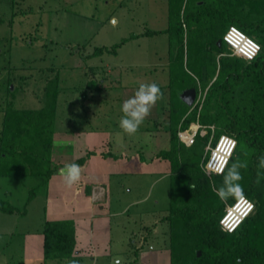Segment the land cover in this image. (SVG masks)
Returning a JSON list of instances; mask_svg holds the SVG:
<instances>
[{"label":"trees","instance_id":"trees-1","mask_svg":"<svg viewBox=\"0 0 264 264\" xmlns=\"http://www.w3.org/2000/svg\"><path fill=\"white\" fill-rule=\"evenodd\" d=\"M168 1L169 28L147 31L143 36L165 33L170 37L166 128L171 149L158 156L171 164L169 215L163 219L169 224L170 264H236L237 258L241 264H264V178L256 183L259 157L264 156V0H194L193 6L191 0ZM231 26L261 45L255 60L232 56L230 48H226L224 36ZM128 41L111 49L99 48L87 58L106 53L117 55ZM61 85L59 72L47 78L45 105L39 110L7 109L0 131V176H47L50 182L56 171L52 168L51 153ZM94 89L99 92L102 85H95ZM190 89L198 93L207 91L200 112L181 99ZM82 97L86 100L88 93H82ZM198 121L203 126L215 127L218 138L214 145L223 135L237 140L229 165L237 158L248 165L240 170L243 179L239 183L244 197L255 204V211L233 233L222 229L221 220L227 207L240 199H230L227 205L221 202L209 180L219 187L222 176L209 177L201 168L212 131L205 137L198 136L191 147L179 138L180 131L189 130ZM9 157L13 164L7 162ZM87 158L77 163L83 165ZM8 165L11 170L6 173ZM44 166H48L47 171ZM191 183L196 185L194 192L189 187ZM0 211L15 212L1 201ZM41 234L45 261H81L75 257L77 238L73 221H47Z\"/></svg>","mask_w":264,"mask_h":264},{"label":"rangeland","instance_id":"rangeland-1","mask_svg":"<svg viewBox=\"0 0 264 264\" xmlns=\"http://www.w3.org/2000/svg\"><path fill=\"white\" fill-rule=\"evenodd\" d=\"M168 28V0H0V131L9 107L39 110L45 105L47 78L57 72L63 92L55 133L96 128L103 124L100 119L106 113L109 123L104 124L119 131L122 78L135 88L141 83H170L169 35L143 36L147 31ZM125 40L129 41L117 55L87 58L99 48L111 49ZM90 82L106 83L98 97L109 101L96 120L91 117L93 101L82 97V93L97 92ZM142 126L143 130L147 127ZM64 148L73 152L71 144L58 146V150ZM7 160L13 164L12 157ZM44 167L47 171L48 166ZM8 170L9 165L5 172ZM170 176L171 172L111 178L113 206H119V218L111 223L114 236L119 238L113 252L119 255L113 263L104 256L97 264H156L153 248L166 251L168 257L169 224L163 219L169 215ZM49 184L47 176H0V201L15 211H0V264H28L27 235L42 232L52 218ZM91 263V258H86L85 264Z\"/></svg>","mask_w":264,"mask_h":264},{"label":"crops","instance_id":"crops-1","mask_svg":"<svg viewBox=\"0 0 264 264\" xmlns=\"http://www.w3.org/2000/svg\"><path fill=\"white\" fill-rule=\"evenodd\" d=\"M119 84L120 119L123 102L133 96L138 87L135 88L130 82H125L124 78ZM105 85L106 83L102 85L99 92L88 95L91 102L93 101L90 105V110H93L91 117H95L93 120L98 118L102 106L109 103L108 100L98 97L103 94ZM158 85L164 93V99L158 101L151 109L150 115L142 124L147 127L144 130L139 128L135 135L128 136L119 126V131L109 130L110 126L104 124L109 123L105 120V117H109L107 113L104 119H100L103 124H98L96 128L55 134L52 159L56 171L49 184V214L52 218L48 221L71 220L75 223L77 238L75 257L81 259L80 264H85L86 258H91V264H97L98 259L104 256L109 257L113 263L115 255H119V252H113V245L119 238L116 239L114 236L111 223L113 218H119V206L117 204L113 206L111 178L137 174L164 175L171 172L170 162L158 158L162 151L171 149L170 133L166 128L170 93L167 90L168 84ZM70 144L73 145V152L68 153L65 148L58 150L59 145ZM89 153L92 154L88 157ZM86 156L88 157L86 162L80 165L82 169L80 181L71 188L66 187L60 169L67 163L78 164L77 161ZM26 239L28 264H60L56 260L45 261L44 236L41 232L36 235L30 233ZM165 252L162 249H152L156 264L166 262L170 264V253L167 252V261Z\"/></svg>","mask_w":264,"mask_h":264},{"label":"clouds","instance_id":"clouds-1","mask_svg":"<svg viewBox=\"0 0 264 264\" xmlns=\"http://www.w3.org/2000/svg\"><path fill=\"white\" fill-rule=\"evenodd\" d=\"M256 49L259 51V45H256ZM163 99L164 93L158 84L154 82L141 83L133 96L126 99L121 106L122 115L118 121L120 129L128 136L135 135L145 119L150 115L151 109L158 101ZM229 142L233 145L236 144L235 140L230 139ZM230 156L231 153L226 152L219 155L214 164H201L205 175L209 177L212 175L222 176V183L219 187L216 186V182L212 179L209 180V184L219 200L225 205L230 199L239 200L244 197L243 187L239 183L243 179L240 170L246 169L248 166L246 161H241L238 158L229 165ZM260 170H264V156L259 157L256 183H260V180L264 178V172ZM60 175L64 185L71 188L81 179V166L76 163H67L60 169ZM189 187L194 192L196 185L191 183ZM254 207V204L247 202L249 212ZM238 224L239 221L230 226L228 231H235ZM66 264H78V261L72 259L67 261ZM236 264H241L239 258H237Z\"/></svg>","mask_w":264,"mask_h":264},{"label":"built area","instance_id":"built-area-1","mask_svg":"<svg viewBox=\"0 0 264 264\" xmlns=\"http://www.w3.org/2000/svg\"><path fill=\"white\" fill-rule=\"evenodd\" d=\"M224 42L232 51L231 54L232 56L242 58L246 61L255 60L261 52V45L256 40L249 37L245 32H243L242 30H240L235 26H231L229 28V30L224 36ZM256 45H259V51H257ZM206 96H207V91L204 92L200 91L197 95V99L194 106L192 107V110L198 109L200 112L204 105ZM209 129L212 131V136L206 149L204 164H209V163L214 164L216 158L219 155L226 152L231 153L229 159L230 162L237 148V140L231 136L223 135L217 140L216 144L214 145L216 140L214 126L206 127L201 125L198 121L192 124L189 130L180 131L179 138L186 146L191 147L192 145L195 144L198 136H202V137L207 136L209 133L208 131ZM230 139L235 140L236 144L235 145L231 144L229 142ZM208 154L209 157L207 159L206 157ZM247 202H251L252 204H254L248 198L243 197L235 205L227 207L226 215L221 220V226L224 231L229 232L228 228L234 225L237 221H239V224L235 228V230L238 229V227L243 223V221L255 211V207L251 212L248 211ZM233 232H229V233H233Z\"/></svg>","mask_w":264,"mask_h":264},{"label":"water","instance_id":"water-1","mask_svg":"<svg viewBox=\"0 0 264 264\" xmlns=\"http://www.w3.org/2000/svg\"><path fill=\"white\" fill-rule=\"evenodd\" d=\"M218 44L220 46H222V41H219ZM197 95H198V92L197 90L195 89H190V90H187L185 91L182 95H181V99L183 100V102L185 104H187L189 107H193L195 102H196V99H197ZM199 256H201V253H199Z\"/></svg>","mask_w":264,"mask_h":264}]
</instances>
